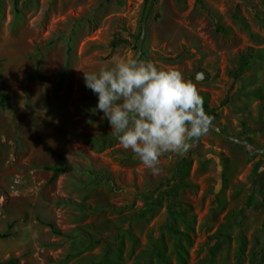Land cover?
Wrapping results in <instances>:
<instances>
[{"label":"rangeland","instance_id":"obj_1","mask_svg":"<svg viewBox=\"0 0 264 264\" xmlns=\"http://www.w3.org/2000/svg\"><path fill=\"white\" fill-rule=\"evenodd\" d=\"M145 3L0 0V263L264 264V153L209 127L153 175L83 74L175 68L210 126L264 150V0H155L137 54Z\"/></svg>","mask_w":264,"mask_h":264},{"label":"clouds","instance_id":"obj_2","mask_svg":"<svg viewBox=\"0 0 264 264\" xmlns=\"http://www.w3.org/2000/svg\"><path fill=\"white\" fill-rule=\"evenodd\" d=\"M83 74L111 134L153 175L161 172L162 156L186 153L209 131L212 118L196 84L175 68L162 69L133 54Z\"/></svg>","mask_w":264,"mask_h":264},{"label":"water","instance_id":"obj_3","mask_svg":"<svg viewBox=\"0 0 264 264\" xmlns=\"http://www.w3.org/2000/svg\"><path fill=\"white\" fill-rule=\"evenodd\" d=\"M151 2H152V0H146L145 7L143 10V14H142V18H141V36H140L138 44H137V54H139L141 38L143 36L144 25H145V21H146V15H147V12L150 8ZM135 58L137 59V56ZM204 76H205V73L203 71H197V72L191 74L190 78L196 82H200L204 78ZM186 78H188V76H186ZM210 128L213 131H215L216 133L220 134L222 137H224V138H226V139H228L234 143L245 146L247 148V150L251 153H258V154L264 153V150H250L247 142L234 139L230 136H226L223 133H221V131L216 127L210 126Z\"/></svg>","mask_w":264,"mask_h":264},{"label":"trees","instance_id":"obj_4","mask_svg":"<svg viewBox=\"0 0 264 264\" xmlns=\"http://www.w3.org/2000/svg\"><path fill=\"white\" fill-rule=\"evenodd\" d=\"M155 0H152V2H154ZM6 106V97H5V94L0 90V108H5ZM205 106V104L203 103V107ZM50 172H51V176H55L56 174H59V173H62L64 172V170L66 169V165L62 166V167H59V166H53L51 168H47ZM8 233H1L0 234V238H6L8 237ZM0 264H18L17 263V260L15 259H10V260H7L3 263H0Z\"/></svg>","mask_w":264,"mask_h":264}]
</instances>
